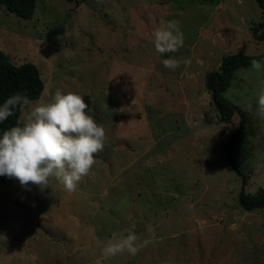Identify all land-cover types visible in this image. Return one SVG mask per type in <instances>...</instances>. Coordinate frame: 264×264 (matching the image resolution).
<instances>
[{"label":"rangeland","instance_id":"rangeland-1","mask_svg":"<svg viewBox=\"0 0 264 264\" xmlns=\"http://www.w3.org/2000/svg\"><path fill=\"white\" fill-rule=\"evenodd\" d=\"M169 21L183 45L160 54L153 33ZM261 21L257 0H37L30 18L0 5V48L16 65L35 63L45 83L18 125L63 90L88 95L106 130L75 191L0 176V264H264V207L241 206L224 149L240 115L220 121L206 86L224 56L264 52ZM262 94L264 67L252 64L225 94L248 115V193L264 187ZM129 231L135 254H101Z\"/></svg>","mask_w":264,"mask_h":264},{"label":"clouds","instance_id":"clouds-1","mask_svg":"<svg viewBox=\"0 0 264 264\" xmlns=\"http://www.w3.org/2000/svg\"><path fill=\"white\" fill-rule=\"evenodd\" d=\"M156 50L160 54L174 52L183 45L179 21L153 33ZM164 66L175 70L178 62L165 59ZM259 71L264 65L252 61ZM32 102L17 92L0 104V124L23 111ZM87 109V111H86ZM259 110L264 115V94L259 97ZM82 95L57 90L51 101L37 103L24 122L0 131V176L18 179L21 186L29 182L43 189L49 178H55L68 191H75L96 163V154L103 150L106 130L90 114ZM137 236L129 231L123 239L109 241L101 248L105 257H113L127 249L135 254Z\"/></svg>","mask_w":264,"mask_h":264},{"label":"trees","instance_id":"trees-1","mask_svg":"<svg viewBox=\"0 0 264 264\" xmlns=\"http://www.w3.org/2000/svg\"><path fill=\"white\" fill-rule=\"evenodd\" d=\"M257 2L262 10V21L253 34L256 39L264 43V35L258 34V30L264 28V0H257ZM2 4L6 5L11 12L26 18L32 17L37 8V0H0V5ZM263 58L264 52L258 55L229 54L223 57L218 70L210 71L206 75V86L212 93L214 105L219 110L220 121L230 123L236 113L240 115V126L225 140L224 149L231 167L242 178L240 204L247 211L264 207V187L256 193L246 191L248 179L241 166L250 153V147L243 140V134L247 130L248 115L241 105L234 104L225 94L231 86L237 69L248 67L253 60L260 61ZM44 90L45 83L41 71L35 63L26 62L16 65L0 48V104L17 92L27 95L29 100H37L42 96ZM80 95L84 97L90 107V97L86 94ZM20 115L21 110L17 109L13 116L0 124V131L18 125Z\"/></svg>","mask_w":264,"mask_h":264}]
</instances>
